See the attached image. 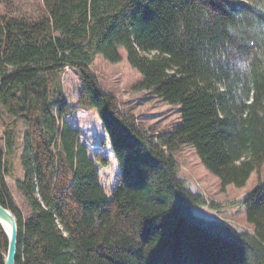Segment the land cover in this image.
<instances>
[{
  "label": "trees",
  "instance_id": "1",
  "mask_svg": "<svg viewBox=\"0 0 264 264\" xmlns=\"http://www.w3.org/2000/svg\"><path fill=\"white\" fill-rule=\"evenodd\" d=\"M43 1L34 21L0 14V108L26 130L21 172L13 129L0 147V202L18 219L17 264H264V183L235 202L254 227L238 230L200 211L218 204L180 176L175 157L192 146L224 186L243 187L262 170L264 0ZM121 47L141 89L181 106L173 131L141 126L93 72L98 55L120 62ZM68 69L119 162L112 197L101 180L111 159L63 121ZM7 248L0 224V264Z\"/></svg>",
  "mask_w": 264,
  "mask_h": 264
},
{
  "label": "rangeland",
  "instance_id": "2",
  "mask_svg": "<svg viewBox=\"0 0 264 264\" xmlns=\"http://www.w3.org/2000/svg\"><path fill=\"white\" fill-rule=\"evenodd\" d=\"M12 13L15 16L30 21L39 19L46 13L43 0H0V14ZM122 60L118 63L108 61L103 55H98L92 65L102 86L117 96L120 107L136 116L141 126L154 133L173 131L180 125L182 119L181 106H174L156 95L140 88L143 75L133 68L128 60L125 48H120ZM66 97L70 103V111L63 121L80 127L81 139L88 141L93 147L111 159V166L101 169V180L109 197L118 180L121 168L113 152L111 141L97 110H89L79 103L82 82L76 70L68 69L63 77ZM62 121V122H63ZM13 129L16 139V162L21 172L20 157L23 152L25 127L22 122L7 115L0 108V147L6 148V129ZM175 157L181 163L180 176L187 179L194 190L200 191L206 198L216 202L218 209L203 206L200 211L212 218H220L230 222L236 229H247L254 232L249 223L244 208L235 202L254 190L261 182L264 183V166L260 172L255 171L247 184L238 187L234 184L224 186L221 179L209 171L202 163L195 148L184 145ZM10 190L18 207L24 216L29 214V206L18 191L15 180L6 177Z\"/></svg>",
  "mask_w": 264,
  "mask_h": 264
},
{
  "label": "water",
  "instance_id": "3",
  "mask_svg": "<svg viewBox=\"0 0 264 264\" xmlns=\"http://www.w3.org/2000/svg\"><path fill=\"white\" fill-rule=\"evenodd\" d=\"M0 224L8 238L5 264H17L19 246V224L14 211L0 202Z\"/></svg>",
  "mask_w": 264,
  "mask_h": 264
}]
</instances>
